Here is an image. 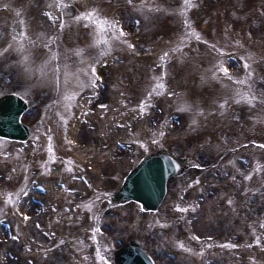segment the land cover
<instances>
[{
  "label": "bare ground",
  "instance_id": "bare-ground-1",
  "mask_svg": "<svg viewBox=\"0 0 264 264\" xmlns=\"http://www.w3.org/2000/svg\"><path fill=\"white\" fill-rule=\"evenodd\" d=\"M233 1L63 0L62 7L61 0H0V213L14 217L19 237L10 239L0 224V264H121L139 247L154 251L157 264H264V0L240 7ZM54 7L55 19L48 15ZM93 7L91 19H77ZM151 8V18L127 24L130 13ZM119 14L127 24L123 38L111 29L106 34L107 21ZM237 14L239 25L228 20ZM100 39L118 58L103 72L110 88L106 108L103 88L95 102L80 89L85 71L95 69L94 52L86 65L72 64V54ZM137 39L131 51L128 43ZM141 43L149 45L143 53ZM227 51L242 59L223 76L216 70ZM9 69L18 75L4 76ZM177 107L185 112L173 125L168 115ZM119 140L133 143L123 149ZM243 152L251 154L248 163L240 159ZM146 156L169 167L165 201L145 214L135 201L118 204L111 215L112 198ZM41 176L49 189L45 204L28 197L30 204L13 210L8 193L15 200ZM207 189L209 196L202 193ZM100 222L103 235L96 232ZM258 235L261 244L254 243Z\"/></svg>",
  "mask_w": 264,
  "mask_h": 264
},
{
  "label": "snow or ice",
  "instance_id": "snow-or-ice-1",
  "mask_svg": "<svg viewBox=\"0 0 264 264\" xmlns=\"http://www.w3.org/2000/svg\"><path fill=\"white\" fill-rule=\"evenodd\" d=\"M187 2H188V0H185V3H187ZM61 6L63 7V0H61ZM185 10H186V9H185ZM95 14H97V8H96V7H93L92 9H90V10H88V11H82V12L80 13V16H81V17H85V18H87V19H91L92 16L95 15ZM48 15H49V16H52V13L49 12ZM52 18L55 19L56 17H55V16H52ZM79 18H80V17H77V19H79ZM187 23L190 24L191 21L189 20V21H187ZM63 26H64L63 24L60 25V27H63ZM118 28H119V31L122 33V32H123V28H122V26H118ZM193 30H194V29H193ZM25 35H27L26 32H25ZM237 43H239V41H237ZM130 46L133 47V48L135 47V45H130ZM109 47H110V45H109ZM219 50H220L221 52L225 51V50L222 49V48L219 49ZM81 51H82V50H81ZM250 55H251V54H250ZM164 56L166 57V56H167V53H165ZM24 59L27 60L28 57L25 56ZM218 64H220L221 67L217 68L216 71H222V72H224V73L227 74V75H231V72H230V70H229V68H228L227 65H224L222 61H218ZM244 64H245L246 67L249 65V61H248L247 58L244 60ZM165 75H167V73H165ZM212 75H216V72L214 71V72L212 73ZM233 78L235 79V77H233ZM93 83H95V81H93ZM161 86H162V87H166V86L163 85V84H161ZM149 95H151V94H149ZM247 99H248L250 102H253V103H254V102L256 101L257 97H254V96H252V95L249 94V95L247 96ZM124 103L127 104L128 101L125 100ZM222 103L225 104V105H227L228 101H227V100H223ZM102 107H105V108H106L107 105H104V106H102ZM137 107H138L139 109H144L145 111L147 110V109H145V106H144L143 103L139 104ZM184 107H185V108H189L190 105H188L187 103H185V104H184ZM199 111L202 112L203 109L201 108V109H199ZM137 114L139 115V112H138ZM65 120H67V117H65ZM194 123H195V121H194ZM164 134H165L164 132H160V133L158 134V137H157V138L159 139V138L162 137ZM49 140H51V138H49ZM137 143L141 144L144 148H148V147H149L148 142H146V141H144V140H138ZM49 147L51 148V144H49ZM51 158H52V159H56L55 156H52ZM69 159H70V158H69ZM257 167L259 168L260 165L257 164ZM69 168L71 169V164H69ZM47 170H48V169L46 168L45 171H47ZM251 176H252V174L249 173V174H248V179H251ZM65 187H67V185H65ZM69 191H71V189H69ZM13 195H14V193L9 192V193H8V199H9V201H10L11 203L15 204L16 201L12 199ZM229 203H232V201L229 200ZM78 207H79V205H78ZM177 208H180L182 211H187V208H186V207H183L182 205H179V204L177 205ZM24 215L26 216V214H24ZM57 219H59V217H57ZM161 223H164V221H161ZM93 231H95V229H93ZM17 239H19V237H17ZM179 243H180V246H181V247H185L183 241H181V242H179ZM254 243H256V244H261V238H260L259 235L256 237ZM189 251H191V249H189ZM201 251H203V250H201ZM102 258H103V259H107L106 257H102ZM108 264H111V261H109Z\"/></svg>",
  "mask_w": 264,
  "mask_h": 264
},
{
  "label": "rangeland",
  "instance_id": "rangeland-1",
  "mask_svg": "<svg viewBox=\"0 0 264 264\" xmlns=\"http://www.w3.org/2000/svg\"><path fill=\"white\" fill-rule=\"evenodd\" d=\"M240 3H241V1H240ZM150 12H151V10H150ZM150 12H147V15L145 14V15H142L141 16V18L144 20V18L146 19V18H149L150 17V15H151V13H154V9H152V12L150 13ZM132 15H135V14H132ZM239 17V16H238ZM235 23L237 22V21H235L234 19H233V17H230ZM130 23H136L137 22V20L136 19H133V17H132V19L130 18ZM144 33H146V34H148L147 32H144ZM148 39H149V37H148ZM148 42V41H147ZM143 46H144V44H143ZM144 48H146V47H144ZM142 49H143V47H142ZM99 50L100 51H95V52H97L98 53V55H100V56H103L104 54H105V52L106 51H108L109 50V48H108V46H107V44H105V43H100V46H99ZM85 51V50H84ZM142 52H143V50H142ZM72 57H73V62L75 63V64H79L80 62H82L83 61V59H84V54H78V57H77V55H73L72 54ZM98 58H99V56H97ZM96 57V58H97ZM10 71V69L7 71H2L3 73H4V76H7V77H9L7 74H10L11 76H12V78H13V75L15 76V75H18L17 74V72L15 71V70H13L12 71V73H10L9 72ZM121 71H123L124 73H126L127 72V70H122V68H120V70H119V72H121ZM8 72V73H7ZM7 81H8V78H5L4 77V79H3V83H7ZM15 82V81H14ZM16 84H18V82H15ZM110 92V89H106V92L105 93H109ZM107 95H104V97H106ZM92 123L90 122L89 123V126L91 125ZM209 192V191H208Z\"/></svg>",
  "mask_w": 264,
  "mask_h": 264
}]
</instances>
